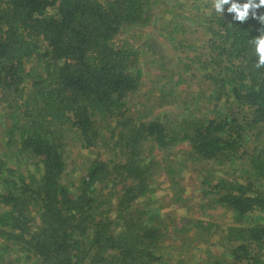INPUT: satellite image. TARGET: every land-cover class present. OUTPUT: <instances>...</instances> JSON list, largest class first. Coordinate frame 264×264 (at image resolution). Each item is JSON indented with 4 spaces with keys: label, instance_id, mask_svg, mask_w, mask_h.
<instances>
[{
    "label": "trees",
    "instance_id": "obj_1",
    "mask_svg": "<svg viewBox=\"0 0 264 264\" xmlns=\"http://www.w3.org/2000/svg\"><path fill=\"white\" fill-rule=\"evenodd\" d=\"M148 1L0 0V106L8 110L6 145L18 158L32 156L42 164L36 173L0 164V239L19 245L40 264H163L157 247L167 237L166 222L132 217L115 232L112 222L97 219V212L118 195L119 211L127 216H134L135 204L150 195L151 168L143 154L151 140L163 150L188 142L187 160L193 164L246 161L245 182L220 178L218 184H207L215 203L231 209L238 220L264 215V191L256 188L257 182L264 185V148L245 147L248 127L264 126V68L254 67L257 58L249 44L264 25L251 15L245 22L234 21L227 5L223 16L213 11L205 21L209 59L197 62L210 70L221 92L228 88V97L251 111L249 119L137 122L119 105L138 92L141 72L133 75L132 52L112 41L122 26L148 25ZM262 13L264 7L257 10ZM40 40L46 44L43 71L26 87L25 61L39 50ZM182 81L181 75L178 80L171 76L162 84L158 95L146 100L143 118L192 95L178 89ZM110 121L115 122V159H96L71 193L62 182L67 131L73 129L86 147H93ZM95 184H112L102 201L92 195ZM184 201L183 190L177 188L174 202ZM202 226L206 234L216 224ZM224 231L222 241L235 252V264H264V224Z\"/></svg>",
    "mask_w": 264,
    "mask_h": 264
},
{
    "label": "rangeland",
    "instance_id": "obj_2",
    "mask_svg": "<svg viewBox=\"0 0 264 264\" xmlns=\"http://www.w3.org/2000/svg\"><path fill=\"white\" fill-rule=\"evenodd\" d=\"M144 7L149 18L148 25L142 29L122 26L119 35L112 41L115 47L127 48L132 52L135 59L133 75L141 72L138 92L125 97L119 108L126 110L137 122L145 123L157 119L170 125L191 118L224 120L245 116L249 119L251 111L238 107L233 98L228 97V88L221 92L220 87L211 80L210 70L197 63L209 59V36L205 21L213 13L211 0H149ZM39 44V50L25 61L26 87L43 71L41 56L46 44L41 40ZM179 75L183 81L178 89L187 90L192 95L187 98L182 96L181 103L156 110L151 117L143 118L146 100L150 96L156 97L162 84L171 76L178 80ZM7 113V107L1 105L0 164L19 172H39L42 164L38 159L32 156L18 158L15 151L6 145ZM108 123L109 128H101L99 142L93 147H86L73 129L67 131L62 182L71 193L76 192L80 178L96 159H115V138L112 137L115 122ZM245 137L246 148H264V126L248 127ZM190 149L188 142H180L169 150H163L153 140L149 141L143 158L151 168L148 178L152 192L135 204L131 210L134 216L119 211L118 195L97 212V219L112 222L115 232L122 230L132 217L141 222L152 219L166 222L167 237L157 247L163 264H235V252L222 241L225 238L224 230L231 226L264 224V215L253 214L238 220L231 209L215 203V193L207 183L218 184L220 178L245 182V172L249 170L247 162L236 160L227 164L216 161L193 164L187 160ZM111 188L112 184H95L92 195L102 201ZM177 188L184 192L185 201L181 204L174 202ZM256 188L264 191V185L258 182ZM118 190L122 192V186ZM206 223L216 226L204 234L202 224ZM0 264L40 262L19 245L0 239Z\"/></svg>",
    "mask_w": 264,
    "mask_h": 264
},
{
    "label": "clouds",
    "instance_id": "obj_3",
    "mask_svg": "<svg viewBox=\"0 0 264 264\" xmlns=\"http://www.w3.org/2000/svg\"><path fill=\"white\" fill-rule=\"evenodd\" d=\"M227 12L233 15V20L245 22L251 17L256 19L261 25H264V13L257 15V10L264 7V0H245L241 3L238 0H211V11L223 16L225 6ZM252 46V55L256 57L254 67L256 69L264 68V27L259 29V35L249 40Z\"/></svg>",
    "mask_w": 264,
    "mask_h": 264
}]
</instances>
